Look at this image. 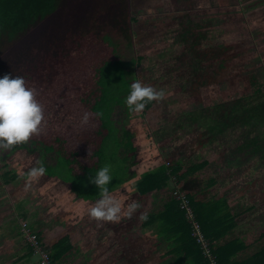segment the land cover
I'll return each mask as SVG.
<instances>
[{
    "label": "trees",
    "instance_id": "1",
    "mask_svg": "<svg viewBox=\"0 0 264 264\" xmlns=\"http://www.w3.org/2000/svg\"><path fill=\"white\" fill-rule=\"evenodd\" d=\"M150 1L0 0V76H22L26 85L35 89L36 99L44 110L39 133L33 134L27 142L0 152L2 185L17 179L7 160L19 151L39 155L58 153L70 168L72 161L79 164L78 157L90 156L86 153L90 144L99 149L93 155H103L101 151L108 141L116 144L115 135L111 136L115 134V126L107 120L104 107L112 108L110 102L115 103L119 98L126 100L131 83L137 79L152 87L155 85V81L143 76L142 66L147 55L141 54L143 44L154 41L155 37L154 34L143 35L139 30L140 26L149 27L152 23L139 22L136 16ZM178 3L181 1H175L176 5ZM184 3L191 4L190 0ZM185 15L190 17L182 16ZM198 18L203 19L204 24L197 27L196 38L183 37L177 41L175 44H181L184 50L175 56L188 59L190 50L191 62L183 69L191 73L190 78H194L196 85L190 95L200 101V88L223 80L230 69L231 57L226 46L206 43L213 20ZM219 23L215 20V24ZM133 33L140 34L144 41H133ZM101 37H105L104 41ZM201 64L203 72L198 70ZM129 72L135 77L129 79ZM200 77L204 80H199ZM251 81L252 88L258 81ZM262 81L255 86L256 92L252 88L250 97L255 94L262 97ZM244 97L215 104V111L221 112L215 116L216 134L222 135L237 125L238 111L245 108ZM212 108H201L196 113L191 110L182 118L198 121ZM140 116L149 136L154 137L161 127L157 99L149 102ZM120 129L131 133L129 140L133 141L129 126ZM132 141L124 146L132 153L130 166L134 174L139 160ZM118 144L121 147V143ZM220 162V157L211 153L198 161H162L141 176L127 177V180L138 178L134 190L140 204L135 214L139 228L154 229L159 244L163 245L161 256L169 258L171 264H208L175 191L186 196L194 221L218 264H264V226L244 234L238 232L240 214L232 210L236 196L232 185L220 183L226 171ZM213 164L216 168H211ZM79 168L90 169L81 165ZM80 197L87 198L84 194ZM92 199L89 196V200ZM141 213H147V218H141ZM18 228L22 233L21 226ZM28 229L53 264H91L90 257L84 255L79 246L80 230L57 224L46 226L41 221ZM14 233L19 234V231ZM24 242L23 258L28 264L35 254L26 238ZM36 263L40 264L38 257Z\"/></svg>",
    "mask_w": 264,
    "mask_h": 264
},
{
    "label": "rangeland",
    "instance_id": "2",
    "mask_svg": "<svg viewBox=\"0 0 264 264\" xmlns=\"http://www.w3.org/2000/svg\"><path fill=\"white\" fill-rule=\"evenodd\" d=\"M175 1L178 0H151L136 13L139 22L152 23L149 27L140 26V33L154 34L155 37L154 41L143 44L141 54L147 55L142 66L143 76L155 81L153 88L162 92V96L157 99L160 130L154 137H150L140 112L132 111L126 100L119 98L115 103L110 102L112 108L104 107V113L108 115L107 120L115 126V134L111 136L115 135L117 142L114 144L108 141L101 151L103 155H93L94 152H99V149L98 146L90 144L86 149L90 156L82 154L84 156L78 157L79 164L72 161L68 168L63 156L58 153L39 155L19 151L13 154L7 162L17 179L10 181L6 186L0 181V264L26 263L23 258L26 237L22 230L23 224L29 227L41 221L46 225L68 226L70 224L59 222L69 212H75L73 216L78 215V220L85 224L83 227L72 226L84 233L82 249L84 255L90 259L92 257L94 260L96 257L99 260L98 256L104 254L105 260H108L106 264H115L116 261L119 262L118 255L123 252L121 250L127 248L126 254L131 263L171 264L169 258H166L167 262L161 256L164 252L163 245L159 244L154 229L139 228L133 214L128 215V205L132 202L139 204V197L134 190V183L138 178L127 180V177L134 174L141 176L144 172L153 170L162 161L166 163L198 161L211 153L218 154L224 171L226 170L221 185L230 184L235 191L245 192L243 198L237 200L232 208L235 214H240L250 207L243 213V217L239 216L238 232L244 234L264 226V92L262 97L258 94L244 97L245 108L244 111H238L237 125L224 132L222 136L226 142L215 148V104L245 95L250 91V82L243 78L248 73L244 71L242 65L245 59L257 60V53H253V57L244 55L235 59V68L231 69V73L223 80L218 84L201 87L200 101L190 95L195 91L196 85L193 83L194 78H190L191 73L186 68L183 69L188 66L187 62H191L190 50L187 54L188 59L175 56L184 50L181 44H175L177 41H181L183 37L193 40L196 38L197 27L204 24L203 19L198 18L200 16L214 22L212 29H209L210 37L206 41L207 44L215 45L216 28L221 34H225V41L235 43V48L248 47L251 23H256L261 11L254 10L252 16L249 13L243 15L241 0H190V5L184 3L187 0H179L181 3L177 5ZM183 14L190 17L182 16ZM215 20H219L220 23L215 24ZM260 28H264L261 23ZM104 39L105 37H101L100 40ZM132 39L136 43L144 41L137 33H133ZM260 40L257 37L254 42L257 44L256 50L260 51L258 54L262 56L264 44ZM112 55L116 60L113 52ZM253 64L254 66L249 69L258 81L252 87L253 92H256L255 86L264 80L262 79L264 69H261L256 61ZM198 70L199 72L205 70L202 64L198 66ZM133 77L134 73L129 72L128 78ZM199 80H204V77H200ZM262 83L264 84V81ZM208 106H212V110L208 111L206 116L198 117V121L182 118L191 110L196 113ZM126 126H129L132 135L134 134L131 141L136 145V159L138 157L139 160V166L134 167V174L130 166L133 161L132 153L124 146L131 143L129 140L131 133H125L120 129ZM118 143H121V147H118ZM40 163L47 169L46 173L35 179L28 177V171ZM105 164L111 166L114 176L107 187L109 194L120 202L121 219L118 222L95 220V228L86 229L89 216L87 210L90 206L91 208L95 206L101 195L98 187L90 182V177ZM79 165L90 169L83 170ZM256 185H259L257 188L259 193L257 197H253L250 190ZM11 187L13 188L10 190ZM81 194L87 198H81ZM89 196L93 199L89 200ZM255 199H259L261 204L258 202L254 204ZM20 226L22 233L19 228L17 229ZM16 230L19 234L14 233ZM93 250L97 253L95 254ZM36 261L37 257L34 255L29 258L28 264H37Z\"/></svg>",
    "mask_w": 264,
    "mask_h": 264
},
{
    "label": "clouds",
    "instance_id": "3",
    "mask_svg": "<svg viewBox=\"0 0 264 264\" xmlns=\"http://www.w3.org/2000/svg\"><path fill=\"white\" fill-rule=\"evenodd\" d=\"M162 96L152 86L142 83L139 79L130 85V92L126 97V104L134 112H141L146 105ZM44 120L42 104L36 99L34 88L26 85L22 76L5 74L0 76V152L11 149L14 145L27 142L33 134L40 132ZM47 169L40 163L32 167L27 175L38 178L46 173ZM111 166L105 164L98 168L90 177L100 191V198L89 215L97 221L118 222L121 219L120 202L109 194L108 185L113 178ZM140 207L136 202L128 205V215ZM146 219L147 213H141Z\"/></svg>",
    "mask_w": 264,
    "mask_h": 264
},
{
    "label": "crops",
    "instance_id": "4",
    "mask_svg": "<svg viewBox=\"0 0 264 264\" xmlns=\"http://www.w3.org/2000/svg\"><path fill=\"white\" fill-rule=\"evenodd\" d=\"M241 1H242V4H243L242 9H241L243 11V13H244L243 15H245L246 13H249V15L252 16L254 10L256 11V10H259L260 9V11H261V16L257 19V21H255L256 23L254 22L255 24H253V23L250 22L252 24L251 25V31H249V33H248V36L250 37V41H249L250 45L248 47L245 46V45H244L245 47H243V46L240 47V46L237 45L238 47L235 48L234 47L235 43L234 42H231V41H225V37H226L225 34L224 35H223V33L221 34V32L218 31L215 28V46L216 45H219V44L226 46L228 48L227 54L230 55L231 61L233 60V62L230 61V69L227 72V74H225V75H228L229 73H231V69L235 68V66H236V63H234V60L235 59H238V58H240L241 56H244V55H246V56H249V55L252 56L253 53H257V56H258V59L257 60H255V58H253V59H245L243 61L244 64L242 65V68H244V71L248 73V74L244 75L243 78L247 79L248 80V83L250 82V86H251V82H252L251 80H253V79L256 80V78H255L254 73L249 68H252V66H254L253 63H255V61H256V63H259L260 64L261 69H264L263 68L264 67V55L261 56L260 54H258L260 51H257L256 50L257 44L254 42V39L257 38V37H259L261 39L260 41L263 42L262 44H264V28H260V23L262 25H264V0H241ZM256 28H258V29H256ZM232 65H233V67H232ZM251 93H252V88H250V91L247 94L232 97L229 100H227L226 102H230V101H232L234 99H237V98H239L241 96H249V95H251ZM226 102H223V103H226ZM219 113L221 114V112L215 111V116L218 115ZM215 125H216V120H215ZM222 135H218L215 132V148H217L218 145H222V143H225L226 142L225 137L222 136ZM220 164L222 165L221 162H220ZM216 166H217L216 164H213L211 168H214V167L216 168ZM231 171L233 172V170H231ZM234 172H236V171H234ZM217 177H219V176H217ZM232 187H233V185H232ZM258 187H259V185H256L253 189L250 190V191H252L253 197H257V195L259 193V190H257ZM232 191H233V195L236 196V202H237V200L242 199L243 198V195L245 194L244 191L237 192L233 188H232ZM255 201L256 202L254 204H257V202L259 204H261V201L259 199L258 200L255 199ZM253 207L254 206H251V208H253ZM249 208H246L245 210H243L240 213V217H243L242 216L243 213H246ZM90 209H91V206L87 210L88 214H89V210ZM137 211L133 212V217H134V220L137 221V226L139 227L138 220L135 217V214H136ZM74 213L73 212H69L68 214H66L65 216H63V219L66 218L67 220L61 219V221L59 223L70 224L68 226H65V225H62V226L71 227V228H75L72 225H78L80 227L81 226L82 227L85 226L84 223H82L81 221L78 220V215L73 216ZM95 220H96L95 218H93V217H91L89 215L88 216V219L86 221V229H88L90 227V230H93L95 228V226H96ZM57 225H59V224H57ZM46 226H50V225H46ZM75 229H77V228H75ZM81 234H82V239L80 241L79 246H80L81 252H83V254H84V251L82 249V243H83V241L85 239V235H84V233H81ZM131 250L133 252V246L131 247ZM121 251H123V252H120L119 251L120 254L118 255L119 262L116 261L115 264H128V263L129 264H140L141 263V262L131 263V260L129 259V257H127V254H126L127 253V248L126 249H123ZM93 252L95 254L97 253L96 250H93ZM98 258H99V260H97L96 257L93 260V258L91 257V264H103V263H105V262L108 261V260H105V255L104 254L103 255L101 254V256H98ZM163 259L165 261H167L166 258H163ZM170 262L171 261L169 259V263Z\"/></svg>",
    "mask_w": 264,
    "mask_h": 264
},
{
    "label": "built area",
    "instance_id": "5",
    "mask_svg": "<svg viewBox=\"0 0 264 264\" xmlns=\"http://www.w3.org/2000/svg\"><path fill=\"white\" fill-rule=\"evenodd\" d=\"M174 194H175L177 200L180 202L181 208L186 210V216L193 226V236H195L196 241L200 245L203 255L208 260V264H218L215 256L211 253L208 241L204 238L203 234L201 233L199 225L197 224V222L194 221V217L191 213V210H190V207L188 205V200H187L186 196L179 191H175ZM22 230H23V232H25V236H26L25 238H26L27 242L33 248L34 254L40 260V264H53L50 261L47 252L44 251L39 246V244L37 243V239H36L35 235L30 232V230L28 229V227L25 224L22 225Z\"/></svg>",
    "mask_w": 264,
    "mask_h": 264
}]
</instances>
